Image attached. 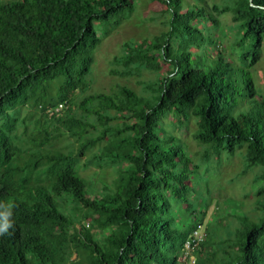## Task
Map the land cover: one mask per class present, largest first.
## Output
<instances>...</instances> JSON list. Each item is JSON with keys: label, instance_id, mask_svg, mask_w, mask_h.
Listing matches in <instances>:
<instances>
[{"label": "trees", "instance_id": "trees-1", "mask_svg": "<svg viewBox=\"0 0 264 264\" xmlns=\"http://www.w3.org/2000/svg\"><path fill=\"white\" fill-rule=\"evenodd\" d=\"M154 1L172 11L173 27L128 49L125 59L155 67L159 56L172 61L174 69L160 77L153 100L123 87L119 103L104 94L81 102L99 99L101 109L132 120L110 127L115 117L84 108L98 115L103 130L86 138L77 156L104 141L95 159L120 164L113 187L92 195L76 171L75 155L31 153L22 160L18 119L10 112L22 106L39 110L54 127L64 125L72 137L83 138L89 124L67 113L77 93L91 86L88 75L100 41L95 25L133 9L134 0H0V202L12 204L14 221L0 234V264H179L185 241L202 219L194 211V219L182 226L173 210L176 198L187 202L194 170L182 145L162 133L169 114L179 121L189 113L196 116L194 138L218 153L244 149L246 167H261L264 181V96L252 73L221 55L206 70L192 66L189 52L175 54L168 42L177 23L191 32L200 18L218 21L201 8L182 13V0ZM223 10L231 11L244 31L238 44L253 42L242 59L255 65L264 43V0H234ZM60 103L66 104L60 115H45V108ZM52 137L45 127L30 141L43 147ZM66 198L83 207V221L62 211L57 202ZM262 211L259 221L242 217L238 253L222 264H264V205ZM87 220L103 233L104 242L87 228Z\"/></svg>", "mask_w": 264, "mask_h": 264}, {"label": "rangeland", "instance_id": "rangeland-1", "mask_svg": "<svg viewBox=\"0 0 264 264\" xmlns=\"http://www.w3.org/2000/svg\"><path fill=\"white\" fill-rule=\"evenodd\" d=\"M5 1V0H3ZM234 0H182L181 12L189 9L201 8L217 19L218 24L200 18L192 22L195 28L187 31L182 24L177 23L169 44L176 54L181 51L190 53L192 66H200L206 70L215 66L214 60L221 55L236 67H245L252 73L257 91L264 96V43L260 48V59L252 65L250 59L243 61V54L252 50V41L239 45L244 31L239 23L233 20L231 11H224L225 7H232ZM172 11L164 4L154 0H134L133 9L125 10L120 15L111 17L106 22H98L95 30L100 39L94 50V61L91 73L88 75L90 88L86 92L77 93L75 103L68 116L87 122L88 133L81 139L72 137L64 125L54 127L50 120L33 108L22 106L10 113L18 119L15 131L17 144L24 150L22 160L27 161L31 153L57 154L76 156V171L89 185L92 195L103 192L104 187H113L114 180L119 174V163L112 164L105 160L99 162L95 157L102 151L104 141H99L90 147L82 156H77L78 147L88 137H97L103 126L95 113H86L84 108L98 110L101 114L108 113L115 117L108 122L110 127H123L124 122H131L121 116L119 112L107 107L102 108L99 99L87 102L81 106L86 97L104 94L114 97L119 103L123 98L120 90L123 87L133 90L137 95L153 100L158 93L159 79L162 75L174 69L169 61H161L157 56L154 66L126 62L128 49L135 50L140 43L152 41L156 36L170 31ZM196 28L198 30H196ZM220 70L224 65L220 64ZM245 106V103L242 104ZM163 135L172 136L185 150L191 160L190 192L187 202L175 199L173 210L181 225L193 216L202 219L204 231L207 232L203 251L195 253L197 262L204 264H222L225 258L238 253L236 246L237 234L242 228V217L247 216L253 221H259L263 216L264 181L261 167H246L244 149L235 153L227 151L217 152L207 145L199 143L194 138L198 128V118L189 113L186 118L177 119L169 114L162 123ZM49 127L51 143L43 147H34L31 137ZM110 135V134H109ZM62 211L72 217L74 221H83L81 217L83 207H77L75 201L68 198L58 200ZM197 211L192 216V212ZM197 220L195 221V223ZM87 228L92 230L94 237L104 242L103 233L93 227L87 220ZM74 251L71 249L69 253ZM71 259L76 257L72 252ZM181 254L179 264H187Z\"/></svg>", "mask_w": 264, "mask_h": 264}, {"label": "built area", "instance_id": "built-area-1", "mask_svg": "<svg viewBox=\"0 0 264 264\" xmlns=\"http://www.w3.org/2000/svg\"><path fill=\"white\" fill-rule=\"evenodd\" d=\"M65 108L66 104L60 103L56 107L45 108L44 113L48 117H54L56 115H60ZM206 237L207 232L204 231L202 222H197L196 227L184 243V248L182 250V256L184 258L183 261L187 264H197V258L194 255L202 249L205 244Z\"/></svg>", "mask_w": 264, "mask_h": 264}, {"label": "clouds", "instance_id": "clouds-1", "mask_svg": "<svg viewBox=\"0 0 264 264\" xmlns=\"http://www.w3.org/2000/svg\"><path fill=\"white\" fill-rule=\"evenodd\" d=\"M12 208V204L0 202V234L7 233L8 230L13 227L14 221L12 219Z\"/></svg>", "mask_w": 264, "mask_h": 264}, {"label": "water", "instance_id": "water-1", "mask_svg": "<svg viewBox=\"0 0 264 264\" xmlns=\"http://www.w3.org/2000/svg\"><path fill=\"white\" fill-rule=\"evenodd\" d=\"M250 1H252V0H250Z\"/></svg>", "mask_w": 264, "mask_h": 264}]
</instances>
